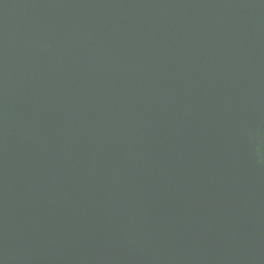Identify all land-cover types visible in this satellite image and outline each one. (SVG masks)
<instances>
[{"label": "water", "instance_id": "1", "mask_svg": "<svg viewBox=\"0 0 264 264\" xmlns=\"http://www.w3.org/2000/svg\"><path fill=\"white\" fill-rule=\"evenodd\" d=\"M0 264H264V0H0Z\"/></svg>", "mask_w": 264, "mask_h": 264}]
</instances>
